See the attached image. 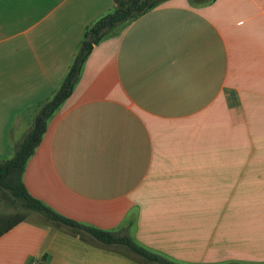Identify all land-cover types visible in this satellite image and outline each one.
<instances>
[{
  "label": "crops",
  "instance_id": "0c3cea01",
  "mask_svg": "<svg viewBox=\"0 0 264 264\" xmlns=\"http://www.w3.org/2000/svg\"><path fill=\"white\" fill-rule=\"evenodd\" d=\"M114 0H0V162ZM23 184L175 264H264V0H168L93 47ZM0 264H156L34 213Z\"/></svg>",
  "mask_w": 264,
  "mask_h": 264
},
{
  "label": "trees",
  "instance_id": "16d2710c",
  "mask_svg": "<svg viewBox=\"0 0 264 264\" xmlns=\"http://www.w3.org/2000/svg\"><path fill=\"white\" fill-rule=\"evenodd\" d=\"M166 1L168 0H114L115 7L86 28L74 59L59 88L51 98L36 106L32 125L22 139L14 144L12 157L0 162V190L8 192L13 198L18 200L22 209L41 215L45 225L64 228L72 234L88 236L103 246L125 249L147 262L156 264L175 263L147 251L127 235L98 230L57 214L29 195L23 184L22 176L28 159L41 142L46 131L48 119L71 95L81 73L82 66L93 47L114 30L120 27L124 28L139 16ZM192 1L195 5H205L215 0ZM25 218L20 216L5 224L0 228V236Z\"/></svg>",
  "mask_w": 264,
  "mask_h": 264
},
{
  "label": "rangeland",
  "instance_id": "374dc122",
  "mask_svg": "<svg viewBox=\"0 0 264 264\" xmlns=\"http://www.w3.org/2000/svg\"><path fill=\"white\" fill-rule=\"evenodd\" d=\"M189 2L195 5L192 0H189ZM32 214L34 213L22 209L18 200L8 192L0 190V228L20 216L28 217ZM41 219L43 220L42 216Z\"/></svg>",
  "mask_w": 264,
  "mask_h": 264
}]
</instances>
